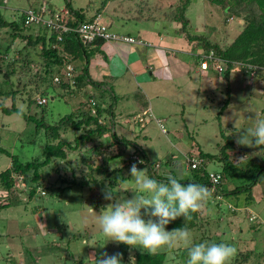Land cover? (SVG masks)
<instances>
[{
	"label": "rangeland",
	"instance_id": "obj_1",
	"mask_svg": "<svg viewBox=\"0 0 264 264\" xmlns=\"http://www.w3.org/2000/svg\"><path fill=\"white\" fill-rule=\"evenodd\" d=\"M41 1L0 0V13L5 19L12 21L20 15V11L31 6H39ZM44 1H47L48 6L53 9L62 8L67 2L66 0ZM71 1L75 9L83 8L87 16L96 12L104 2V0ZM175 2L176 0H108L102 15L104 21L114 30L117 32L134 30L135 34L144 36L146 34L151 40L162 45L165 44L163 40L168 42L169 48L160 49L164 65L162 64L159 70L157 65L154 66L155 72L163 73V77L158 79L152 76V81H141V83L132 73L131 68L124 77H105L101 70L102 63L94 62L96 56L89 54L87 65V59L82 54L73 63L76 71L83 73L84 68L89 66L88 74L93 80L105 81L106 88L103 89L105 94L102 96L107 101L111 93L117 96V101L113 99L115 103L113 110L117 116L114 129L118 136L126 137L127 141L112 147L113 138L108 134L103 138L100 146L96 147V143L91 142L80 145L76 150L69 151L70 162L60 163L57 169L48 175L49 181L60 184L59 176H63V179L67 176L69 179L74 173L78 180L82 176L91 174L100 182L105 178L101 168L107 157V168L116 169L115 173L109 176L114 180L111 187L105 178L108 187L115 191L116 198L131 199L135 195L132 190L136 185L130 175L131 166L128 158L139 147L145 150L151 163H161L160 174L169 176L171 172L178 179L187 180L195 174L194 170L187 168V157L192 153L200 155V152L208 156L219 155L227 138L235 139L234 147L229 149V153L231 160L240 167L241 171L237 177L224 172L222 186L226 190H231L254 180V169L263 163L264 148L240 146L236 143V137L239 134L238 130L252 127L258 118H264V72H251L247 76L243 71L244 68H235L231 75V92L228 94V81L217 70V62H210L208 69H202L200 61L193 52L196 43L191 44L183 34L179 33V24L170 23L162 16L164 11H168ZM188 16L191 20L189 27L191 33L220 40L222 46L233 42L239 31L235 19H228L225 24L220 7L207 4L205 0H193ZM8 30L3 32L7 36V42H10L11 38L6 33ZM44 31L49 38L51 30ZM159 32L166 35L161 38L158 36ZM4 34L1 32L0 38ZM25 43L26 41L20 42V47H16L14 53L21 51ZM114 43L121 53L124 44L130 45L123 41H114ZM85 47L90 51L91 45L87 44ZM126 51L123 53L127 57L128 51ZM196 51H199V48ZM23 53L25 54L26 50ZM28 53L30 58L38 61V65H33L30 72L19 73L23 77V82L30 80L41 82L42 86H39L35 92L36 97L39 91L44 90L48 85L46 89L49 93V103L46 106L49 109L47 120L50 123L59 121L74 110L80 112L84 108L87 109L88 106L80 108L82 102L89 101L87 95L90 93L103 99L101 96L103 92L94 85L80 92L76 91L73 96L57 95V92H60L59 85L54 82L57 68L54 65L47 68L44 66L40 47L31 49ZM111 56V54L107 55L106 59L109 60ZM40 63L41 70L38 68ZM147 71L151 76L149 70ZM36 72L39 75H35ZM31 87L36 88L34 84H30ZM107 101L104 100L106 105L110 102ZM19 104L27 106V102L21 100ZM223 106H226V109L222 115V127L218 115ZM94 110L93 108V114H95ZM35 111V107L32 106L30 113ZM138 113L140 115L146 113L144 122H138ZM132 114L134 116H131ZM110 119L111 116L104 118L107 124L113 127L114 124ZM158 119H162L166 131L162 130ZM235 119L240 122L238 129L234 128ZM34 128L35 123L29 122L27 118L16 113L9 115L0 111V172L11 166L12 155H18L24 162L43 157L45 137L41 133L36 138ZM61 134L62 137L73 140L77 133L69 129L67 133L62 131ZM241 157L245 158L239 160ZM83 158H86L87 162H84ZM117 161L119 166L113 168L112 165ZM206 163L210 171L220 173L224 171V164L219 156L207 160ZM51 165L54 164L49 166ZM49 166L42 168L41 173L47 174L51 170ZM139 169L149 175L148 166L144 165ZM248 169L252 170L248 171ZM99 182L94 185L98 187L97 193L102 197L103 204L113 203L114 201L104 198L103 192L108 187L99 185ZM5 194L8 195L7 192ZM90 194L88 187L83 189L78 183L61 194L63 197L50 193L44 197L37 196L26 203L28 200L26 195L20 203L0 208V264L19 263L18 258H22L20 260L22 264H27L26 252L34 260L31 264H76L75 260L78 258L80 260L77 264H82V259L88 264L90 257L94 261L97 254L102 256L104 252L109 255L117 253L120 250L119 244L114 241L107 242V238L100 231L97 217L103 208L92 205ZM16 195L20 194L16 193ZM248 196L247 192L211 195L199 211L197 226L190 228L192 242L194 244L206 241L228 243L235 246L242 254H249L248 260L244 262L242 258L241 262L244 263H241L235 260L236 257L241 259V254L236 253L231 264H264V171L254 188L253 199L249 200ZM2 199L0 204L8 201H5L6 198ZM14 199L16 201L18 196ZM38 204L44 205L45 208L35 213L33 209ZM91 206H94V210L90 209ZM147 211L142 209V218L145 221L150 219ZM252 215L257 216V219L252 220ZM58 225H60L59 229H62L60 235L63 236V242L57 234ZM75 235L78 237L77 240H73ZM56 239L59 244H63L64 249L54 246L53 240ZM69 240L72 241L70 247L67 243ZM163 251H167L169 264H187L188 253L185 246ZM182 253L186 256L180 260L181 257L178 255ZM65 255L68 256V261H65Z\"/></svg>",
	"mask_w": 264,
	"mask_h": 264
},
{
	"label": "trees",
	"instance_id": "obj_2",
	"mask_svg": "<svg viewBox=\"0 0 264 264\" xmlns=\"http://www.w3.org/2000/svg\"><path fill=\"white\" fill-rule=\"evenodd\" d=\"M66 1V5L64 7L70 10L69 21L71 25H76L80 21L93 20L96 15L103 13V10L108 3V0H104V2L102 3L103 5L100 6L96 10V12L87 16V13L83 8L75 9L72 6L71 0ZM205 1L207 4L220 7L224 14V23L226 22L225 24H227L228 19L236 20L235 23H237V26H239V31L234 37L233 42H231L230 44L222 46L220 40H213L210 37L204 35L196 36L195 34L191 33V31L189 30L191 20L188 16V11L193 0H176V2L171 5L168 11H164V14L162 16L167 19V21L169 20L170 23L174 22L175 24H179V33L183 34V36L187 38L191 42V44L196 43L193 52L200 61L201 68L204 61H207L208 64L210 62H217L224 66V70L222 72H220L218 69L217 70L222 73L224 75V78L228 81V94H230L231 75L235 68H244L245 70H242L247 76H249L248 74H251V72H264V0ZM45 2L47 1L42 0L39 6H31L27 9H23L22 11H20V15L12 21H8L7 19H5L4 16L0 13V33L2 32L4 34L3 30L9 29L8 32L6 31V33L11 38L10 42H7V36H5V34L0 38V111L9 115L16 113L19 116L24 117L25 119L27 118L29 122H34V133L36 135V138L41 133L43 137H45L43 157H37L31 161L24 162L18 155H12L11 166L6 170L0 172V199L2 201V198H6L5 201H9L2 202L0 204V208L16 204L17 202L20 203L21 201H23L22 198H24L26 195L28 196V200L26 201V203H29L37 196L44 197L49 195L50 193L53 195H61L70 190L71 187L73 188L74 185L79 183V186H81L83 189L88 187L89 192L91 193L90 195L93 202L92 205L97 208L105 209L108 205L103 204L102 197L97 193L99 191L98 187L95 186L99 181L91 174H89V176H82L80 180H78V177H76L77 175L74 173L73 177L69 179L67 176L64 177V179L63 176H59L60 179L58 178V181L61 182L60 184H57L54 181H49L48 175L54 169H57L60 163L70 162L69 151L76 150L80 145L91 142L96 143V147L100 146L102 145L103 138L108 134H111V137L113 138V141L111 143L112 147H114V145H117L118 143L127 141L126 137L121 138L120 136H118L116 130L114 129L115 114L113 112V107L115 103H113V99L117 101V96L110 95V99H108V101L112 103L108 102V105H106L104 100L102 99L101 101H96L97 104L95 105V114L92 113L93 107L91 106V103L86 100L85 102L81 103L80 109L88 106L87 109H82L83 112L74 110L73 112L62 117L59 121L50 123L47 120L49 109L46 106L49 103V93L48 89H46V86L48 85L44 87V90H40V93H38L39 95L37 94L38 97H36L35 92L36 90H38L37 88H39V86H42L41 82H39L38 80L23 82V77L19 72H30L33 65H38V61L36 62V60L30 58V54L28 53V51L40 47L44 66L47 68L54 65L57 68V74L62 75V81L60 83H56L54 81L60 87V92H57V95L73 96L76 91L80 92L87 85L96 86L100 83L93 80L89 76V66H86L83 73L79 72L78 76L76 77L75 85L70 84L63 73L64 62L67 61L69 63H74L82 54H84L87 59L86 64L88 65L89 54L95 55V53L102 51V46L107 41L101 38H97L92 43H86L78 33L70 31L69 33L64 34V40L62 42H59L56 33L53 32L52 29L45 26L36 27L35 24H27V11L29 9L40 10L41 6ZM48 8L53 10V7L48 6ZM45 29H50L52 32L49 38L45 34ZM162 33L163 32H159L158 36L162 37ZM24 41H26V43L21 47L22 50L18 51V55L15 54L14 49L16 47L19 48V43ZM87 44L91 45L90 51H88L85 47V45ZM147 45L152 46V43ZM198 48L199 51H196ZM24 50H26L25 54L23 53ZM210 54H213V58H207ZM38 68H40L41 70V63L40 67ZM35 75H39V73L36 72ZM45 80H42V82H44ZM30 84H34L36 88H30ZM53 97L55 98V96ZM43 98L46 99V102L40 101ZM20 100L23 102H27V106L24 107L23 104H19ZM228 101H230V99ZM32 106L35 107L36 111L33 113L31 112V114L30 110ZM226 106L222 107L218 115L220 126H222V115L226 109ZM106 116H111L110 120L111 123L114 124L113 127L110 126V124H107V122L104 120ZM102 121H104V123ZM69 129H72L77 133L73 140H69L67 137H62V131L67 133ZM234 140V138H227L220 149L219 155L208 156L204 152H200V156L204 159L202 165L199 168L194 169V176L190 177L187 180H181V182H196L201 185L208 186L210 190V172L212 171L207 169L206 162L207 160L214 159L217 156L221 158L224 164V171L221 172L222 181L225 176L224 172L229 173L231 176L237 177L241 169L237 164L233 162V160H231L229 153V149L234 147ZM134 153L141 154L147 158L145 150H143L141 147L135 150ZM107 160L108 158L106 157L104 159V165L102 166L101 171L104 173L108 185H110L111 187L114 184V180H112L109 176H112V174L115 173L116 169L110 170L109 168H107ZM83 161L87 162L86 158H83ZM50 164L54 165L49 166ZM46 166H49L51 170L48 171L47 174H42L41 169ZM142 166L144 165H141V167ZM263 168L264 154L263 163L256 167V169H254L255 178L253 181H251L247 185L237 186L231 190H226L224 186H222L221 182V185L218 187L217 191L211 190L210 192L212 193V195H217L219 193L229 195L247 192L249 193V200H252L254 197V188L259 183L260 177L264 171ZM251 170L252 169H248V171ZM15 174L22 175L23 179L18 182ZM149 175L162 182H166L168 177L165 174H160L159 169H149ZM171 175L175 176L174 174ZM105 178L100 180L99 185L101 184L108 187ZM65 183L68 184L66 185ZM110 187L108 188L110 189ZM17 189L18 191H16ZM6 192L8 193L7 196L5 194ZM16 193L20 195H16ZM95 193H97V195H95ZM13 195L15 196L13 197ZM16 196H18V199H16L15 201L14 198ZM61 196L63 197V195ZM94 206H91L90 209L94 210ZM42 208H45L42 204L35 205L33 212L39 213ZM199 211L191 212L190 218L188 220H186V218L183 216L178 217L176 220L166 225V229L170 231L178 227H186L190 230V228L196 227V220L199 216ZM148 212L149 210L147 211V214ZM252 217L253 215L251 216V218ZM150 219L155 221L158 218L150 216ZM254 219L256 220L257 216L252 218V220ZM59 226L60 225L56 227L58 229L57 234L59 235L57 236L63 242V236L60 235V230L62 229H59ZM77 239L78 237L75 235L73 237V240ZM53 242H55L54 246H58L64 249L63 244H59L58 239L53 240ZM71 242V240L67 242L69 247ZM111 245H113V243ZM119 249L120 250L117 253H122V264H169L167 251H160L156 255H149L146 251L144 252L140 248H130L129 246L122 243L119 244ZM71 253L73 255V252ZM236 253L241 254V259L236 257V261L238 260V262H241L242 258L244 262L248 260L249 254L244 255L238 249ZM185 256V253L178 255V257H181L180 260H183ZM25 257L27 264H31L34 261L30 258L31 256L29 257L28 252H26ZM100 257L101 256L97 254L94 261H92V258L90 257V261L88 264H97V259ZM18 259L19 263L15 264H22V262H20L22 258ZM68 260V256L65 255V261ZM78 260H80V258L75 260L76 264ZM180 260H178V263L180 262ZM83 261L84 260L82 259V264H87L85 261Z\"/></svg>",
	"mask_w": 264,
	"mask_h": 264
},
{
	"label": "clouds",
	"instance_id": "obj_3",
	"mask_svg": "<svg viewBox=\"0 0 264 264\" xmlns=\"http://www.w3.org/2000/svg\"><path fill=\"white\" fill-rule=\"evenodd\" d=\"M247 109V108H246ZM245 109V110H246ZM239 120H234V128H239ZM236 143L240 146L264 148V118H258L252 127L237 131ZM241 157L239 160H243ZM139 163H143L140 161ZM115 162L112 167H118ZM131 178L136 188L131 199L116 198L114 190L106 188V200H112L97 217L100 231L108 241L122 243L130 248H140L149 255L178 246L187 248V264H231L237 249L228 243H193L192 233L186 227L167 230L166 225L178 217L190 218L191 212L204 207L212 193L209 187L196 182L182 183L176 176L169 175L166 182L147 175L136 163L130 167ZM142 209L157 220L142 218ZM94 256V254L92 255ZM97 264H122V253L109 255L104 252Z\"/></svg>",
	"mask_w": 264,
	"mask_h": 264
},
{
	"label": "built area",
	"instance_id": "obj_4",
	"mask_svg": "<svg viewBox=\"0 0 264 264\" xmlns=\"http://www.w3.org/2000/svg\"><path fill=\"white\" fill-rule=\"evenodd\" d=\"M7 2L8 0H4ZM27 24H35L36 26H45L53 30L56 33L57 39L59 42L64 40V34L69 33L70 31H74L78 33L86 43H92L97 38H101L107 42L114 41H123L130 44H146L145 40L140 38H136L135 36L123 34L114 30L109 23H106L103 19V15L100 13L93 18L91 21H80L76 25L70 24V10L66 7H62L59 9L51 10L48 8L47 3H43L40 10L29 9L27 11ZM207 58H213V54H210ZM209 64L207 61L202 63V68H208ZM217 69L222 72L224 70V66L220 63L216 65ZM63 73L70 84L75 85L76 77L79 72L76 71L75 65L73 63H69L67 61L63 64ZM54 81L56 83H60L62 81V75L56 74L54 77ZM40 101L46 102V99L43 98ZM89 102L91 106L95 109V105L97 104L95 98L90 97ZM95 112V110H94ZM138 116V117H137ZM136 117L139 119L138 122H144L146 120V113L143 115H137ZM158 123L163 131H166V128L163 124L162 119H158ZM143 161V163H139ZM204 159L198 154L192 153L191 156L187 157V168L192 170L199 168ZM130 166L133 163H136L138 168L141 165L148 166L151 170H156L161 167V163H151L145 156L132 153L129 157ZM17 181L23 179L22 175L15 174ZM210 180H211V189L212 191H217L218 187L222 182V175L220 172H210ZM253 216L252 218H254Z\"/></svg>",
	"mask_w": 264,
	"mask_h": 264
},
{
	"label": "crops",
	"instance_id": "obj_5",
	"mask_svg": "<svg viewBox=\"0 0 264 264\" xmlns=\"http://www.w3.org/2000/svg\"><path fill=\"white\" fill-rule=\"evenodd\" d=\"M120 33L135 36L136 38L143 39L147 42V44L152 43V46H148L146 44H130V45L124 44L121 47L122 49H124V50H122V53H121L119 51L116 43L105 42L102 46V51H99V52L95 53V55H94V56H96L94 58V62L96 64L102 63L101 70H102L103 76H105V77L111 76L113 78L124 77L125 74L127 72H129V68H131L132 73L136 76V78L138 77L140 79V82L141 81L142 82H149V80L152 81L151 80L152 76L155 78H158V79H162L163 73H161L159 71L155 72L156 68L154 66L157 65L156 66V67H158L157 70H159V69H161L162 64L164 65V63L162 62L163 60L161 57L160 49L161 48H163V49L168 48L169 47L168 42L163 40L165 42V44L162 45V43H160V42H157L155 40L154 41L151 40V37L147 36L146 34H145V36L141 35V34H135L134 30H133V32L128 31V32H120ZM142 36H144V37H142ZM154 46H155V48H153ZM125 50L128 51L127 57H126V54L123 53V51H125ZM101 52H104V54ZM110 54L112 56L110 57L109 60H107L106 59L107 55H110ZM144 66H146L147 69ZM125 68H127V69H125ZM147 70H149V73L151 74V76L148 75ZM103 80L98 79L97 82H99L100 84L96 85L97 88H100L101 91L103 92V93H101V96L103 94H105L103 89L106 88L105 81H103ZM87 86H85L83 89L85 90L86 88H90L91 85H87ZM93 95L94 94L90 93V95H87V96H93ZM112 95H113V93H111V96ZM93 98H95L96 101H101V98L99 96H96V94L93 96ZM102 98L105 101H107L104 96H102ZM113 112L115 114V110H113ZM139 114L140 113H138L137 115H139ZM131 116H134V115L132 114ZM116 117L117 116L115 114V124L117 123ZM169 174H172V173L170 172Z\"/></svg>",
	"mask_w": 264,
	"mask_h": 264
}]
</instances>
